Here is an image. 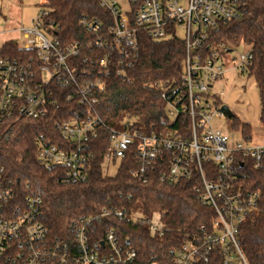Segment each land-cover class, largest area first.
<instances>
[{
	"label": "built area",
	"instance_id": "built-area-1",
	"mask_svg": "<svg viewBox=\"0 0 264 264\" xmlns=\"http://www.w3.org/2000/svg\"><path fill=\"white\" fill-rule=\"evenodd\" d=\"M97 1L111 25L106 27L97 17L84 19L81 25L96 36L89 46L107 51L103 62L126 63L132 69L142 35L156 42L180 39L185 44L180 83L150 86L159 89L166 102L162 126L151 134L113 132L105 161L124 159L131 147L137 154L136 175L143 178L158 171L162 181H191L202 205L215 210L210 230L202 227L199 235L171 251L165 264H207L217 254L224 264H248L240 227L260 210L261 196L242 186L247 178L243 168L246 162L254 169L262 166L264 138L253 143L227 134L216 123L226 115L221 111L223 94L215 89L235 71L248 72L253 62L251 49L233 58V46L215 41L222 26L242 17L244 0H129L128 12L117 0ZM48 14L47 9L41 10L31 28L20 29L26 40L21 48L35 51L36 58L20 61L4 56L0 48V145L11 140L19 121L46 119L58 106L55 83L73 88L68 100L76 98L80 103L95 102V93L105 91L98 81L86 80L89 72L79 64L81 47H63L50 31L53 26L47 28ZM116 54L124 60L117 61ZM76 116L56 125L63 147L44 136L36 142L38 161L48 170H63L65 182L72 185L88 179L90 143L97 135L96 120ZM41 208L40 197L19 198L0 168V264H161L140 261L137 252L127 248L129 241L121 242L113 230L100 226L112 216L121 220L123 212L111 208L82 218L72 225L71 235L57 238L44 223ZM155 218L151 232L162 236L161 217ZM136 220L141 222L142 217Z\"/></svg>",
	"mask_w": 264,
	"mask_h": 264
},
{
	"label": "trees",
	"instance_id": "trees-1",
	"mask_svg": "<svg viewBox=\"0 0 264 264\" xmlns=\"http://www.w3.org/2000/svg\"><path fill=\"white\" fill-rule=\"evenodd\" d=\"M48 11L45 25L53 26L63 47L77 44L81 47L79 64L89 72L86 80L105 86L104 93H95L96 101L80 103L68 100L73 88L54 84L58 106L51 109L42 120L22 119L14 126L10 141L0 145V168L12 182L19 198L27 196L42 199L43 221L51 233L61 238L71 235L72 225L82 218L96 217L104 210L123 212V218L104 219L101 227L113 230L121 242L129 241L128 249L137 252L140 261H170V252L182 247L202 232L210 230L215 210L202 205L191 181L171 183L162 181L158 171L145 177L136 175L137 154L130 150L114 176L104 172V164L113 132L133 131L153 133L166 119V102L160 90L150 87L156 83H180L185 44L180 39L156 42L145 35L140 37L139 56L131 69L115 62H103L107 51L97 48L95 35L87 32L84 19L101 18L109 27L108 13L97 0H44ZM215 41L233 47L250 46L253 62L249 75L255 79L262 104L261 122L264 131V0H244L243 14L216 34ZM1 53L13 59L28 61L36 52L25 50L14 42L2 46ZM122 61L120 54L115 55ZM86 61V62H85ZM123 74H120V73ZM89 117L97 121V135L92 138L89 177L77 185L64 180L61 169H46L37 158L36 142L42 136L61 147L65 144L58 127L76 118ZM233 127L251 140L253 129L234 117ZM118 160L113 158V163ZM245 163L244 188L260 193V210L250 214L240 227L239 239L248 264H264V161L259 169ZM247 166V167H246ZM159 215L164 225L162 236L153 235L150 222ZM138 216L142 221L136 220ZM207 264H224L222 257L214 255Z\"/></svg>",
	"mask_w": 264,
	"mask_h": 264
},
{
	"label": "rangeland",
	"instance_id": "rangeland-1",
	"mask_svg": "<svg viewBox=\"0 0 264 264\" xmlns=\"http://www.w3.org/2000/svg\"><path fill=\"white\" fill-rule=\"evenodd\" d=\"M123 11L130 10L129 0H117ZM44 0H0V48L7 42H14L19 47H25L26 40L21 28L29 29L32 21L35 20L39 12L43 9ZM48 38L51 35L46 33ZM250 46L241 45L231 48V56L239 57L250 50ZM218 92H222L221 106H228L235 117L243 123L250 124L253 129L252 142L263 141V124L261 122L262 104L260 91L255 79L249 72L242 73L235 71L215 87ZM227 134L235 140L241 138L242 133L234 129V118L227 117L216 121ZM119 161L116 163L105 161L104 172L108 176H114L118 170ZM156 219V218H155Z\"/></svg>",
	"mask_w": 264,
	"mask_h": 264
},
{
	"label": "water",
	"instance_id": "water-1",
	"mask_svg": "<svg viewBox=\"0 0 264 264\" xmlns=\"http://www.w3.org/2000/svg\"><path fill=\"white\" fill-rule=\"evenodd\" d=\"M221 111L226 115L227 118L233 119L235 115L232 113V111L229 109L228 106L224 105L221 107Z\"/></svg>",
	"mask_w": 264,
	"mask_h": 264
},
{
	"label": "crops",
	"instance_id": "crops-1",
	"mask_svg": "<svg viewBox=\"0 0 264 264\" xmlns=\"http://www.w3.org/2000/svg\"><path fill=\"white\" fill-rule=\"evenodd\" d=\"M33 21H34V20H33ZM33 21H32V22H33Z\"/></svg>",
	"mask_w": 264,
	"mask_h": 264
}]
</instances>
